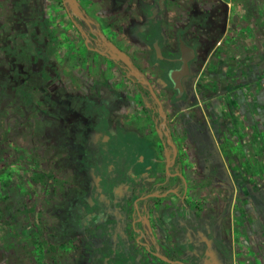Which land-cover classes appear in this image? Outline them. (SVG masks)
Wrapping results in <instances>:
<instances>
[{
	"label": "flooded vegetation",
	"instance_id": "flooded-vegetation-1",
	"mask_svg": "<svg viewBox=\"0 0 264 264\" xmlns=\"http://www.w3.org/2000/svg\"><path fill=\"white\" fill-rule=\"evenodd\" d=\"M33 2L0 10V160L30 166L38 196L27 208L55 239L37 264H235L246 252L232 198L203 199L209 178L235 192L206 148L215 141L202 109L214 95L233 98L211 70L229 39L240 44L230 5L78 0L74 12L65 0L60 10Z\"/></svg>",
	"mask_w": 264,
	"mask_h": 264
},
{
	"label": "rangeland",
	"instance_id": "rangeland-1",
	"mask_svg": "<svg viewBox=\"0 0 264 264\" xmlns=\"http://www.w3.org/2000/svg\"><path fill=\"white\" fill-rule=\"evenodd\" d=\"M12 1L1 0L0 5L10 4V9H0L3 10L2 14L12 13L14 9L19 12L23 3L30 4L29 7L31 3L34 4L33 0H15L12 6ZM48 1L50 9L60 10V0ZM225 1L238 18L237 37L240 44L236 45V50L229 39V49L225 47L220 50L222 66L212 65L211 70L218 71V75H215V79L219 80L217 91H224L228 86L238 89L233 88V98H229L227 103L214 95L207 103H203L202 109L209 117V130L215 141L214 145L207 136L206 148L210 147V151L223 158L228 172L225 181L230 183L231 190L234 188L235 192L233 194L227 190V186L223 187L226 190H221V185L209 178L204 186L203 199L222 204L227 202L228 197L229 200L232 198V218L243 230L240 235H244L242 242L246 252L234 259L235 264H264V0ZM69 7L74 12L78 11V0H71ZM33 9L31 14H37V10ZM32 46L27 42L26 48L30 51L27 57L33 54ZM37 57L34 53L31 58L37 60ZM236 72L240 75L237 81L232 78ZM221 116L225 118L222 125L219 124ZM174 128L175 134L179 135L178 128ZM195 134L193 132L192 136ZM197 139L198 136H194L191 146H188L191 155L199 151ZM136 146L135 153L141 155L145 165L150 164V152L144 145L137 143ZM23 163L14 164L10 158L8 161L0 160V264H37L41 262L42 253L55 247L52 229L44 231L42 223L39 225L42 213L27 208L33 201L32 196L37 198L38 195L31 194L28 186L30 175L25 172L27 169L29 171L30 166ZM13 165L17 167L16 172L13 171ZM219 167L217 163L210 170L219 171Z\"/></svg>",
	"mask_w": 264,
	"mask_h": 264
},
{
	"label": "water",
	"instance_id": "water-1",
	"mask_svg": "<svg viewBox=\"0 0 264 264\" xmlns=\"http://www.w3.org/2000/svg\"><path fill=\"white\" fill-rule=\"evenodd\" d=\"M69 3V2H71L70 0H65V3ZM161 5L163 6L164 5V0H161ZM187 62H188V59H184V63H185V65L187 64Z\"/></svg>",
	"mask_w": 264,
	"mask_h": 264
}]
</instances>
